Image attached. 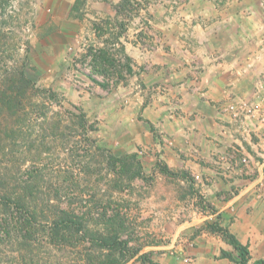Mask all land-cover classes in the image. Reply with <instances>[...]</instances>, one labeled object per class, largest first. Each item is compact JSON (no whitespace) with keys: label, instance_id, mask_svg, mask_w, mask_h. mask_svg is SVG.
<instances>
[{"label":"rangeland","instance_id":"374dc122","mask_svg":"<svg viewBox=\"0 0 264 264\" xmlns=\"http://www.w3.org/2000/svg\"><path fill=\"white\" fill-rule=\"evenodd\" d=\"M127 1L80 0L73 13L77 0H8L0 10V193L13 199L4 207L0 196V264H184L193 255L180 246L222 215L174 164L195 157L173 132L181 88L194 86L156 60L189 39L159 29V0ZM99 48L120 63L97 71ZM134 153L135 177L137 160L110 159Z\"/></svg>","mask_w":264,"mask_h":264},{"label":"crops","instance_id":"0c3cea01","mask_svg":"<svg viewBox=\"0 0 264 264\" xmlns=\"http://www.w3.org/2000/svg\"><path fill=\"white\" fill-rule=\"evenodd\" d=\"M173 2L159 0L164 23L158 28L189 43L177 41L172 53L158 49L156 61L173 65L178 85L194 86V93L181 88L185 113L173 115V132L187 137L186 145L177 139L181 152L195 153L188 160L176 158L174 164L189 167L215 200L221 225L248 245V264H254L264 260V92L258 90L264 76V0ZM220 101L226 103L222 109L217 107ZM241 101L248 102L249 110L228 108ZM215 150L224 155L214 157ZM195 243L185 244L186 250L180 246V252L193 255L192 264H237L221 257L227 250L238 258L221 234L204 232Z\"/></svg>","mask_w":264,"mask_h":264},{"label":"trees","instance_id":"16d2710c","mask_svg":"<svg viewBox=\"0 0 264 264\" xmlns=\"http://www.w3.org/2000/svg\"><path fill=\"white\" fill-rule=\"evenodd\" d=\"M7 2H8V0H0V10L6 6ZM78 2H80V0H77V2L72 6V12L73 13L75 10L79 9ZM126 2H128V1L126 0ZM0 33H1V28H0ZM121 50H122L123 54H125V47L124 46L121 48ZM111 56H112V54L107 49L99 48L97 50V54H95V57H94V61L97 64H100V67H97L96 70L99 72L105 73L110 69V67H114V66L116 67V63L117 62L120 63V60H117V59L115 60ZM125 59L127 60L126 65L128 67V71L130 73L133 72V66L131 64L132 58L129 55L125 54ZM21 75H22V79H23L22 81L27 80V77H26L24 72H22ZM3 102L6 104L5 100H3ZM129 157L133 158L134 160H137V164L139 167V170H138V172L137 171L135 172L134 177L141 175L142 165H141L140 160L137 159L138 156L136 153L126 154L125 156H118V157L115 155H112V154L110 155V159H112L111 161L114 163V166H116L118 163L122 167H124L126 165L127 158H129ZM158 165H159L160 170L163 173H165L167 175H173V176L177 175V173L174 172L173 170H171L166 163H158ZM2 190L3 189L0 188V192ZM0 196H1V199H2L1 201H2V204L4 205V207H8L9 206L8 203H10V201L13 200L11 198L12 194H9L8 192H4L3 194L0 193ZM14 199H15L14 203L17 204L18 207L20 205L23 206L20 202L21 200H20L19 195L16 194V196H14ZM25 205L26 204L24 203V206ZM34 213H36V212H34ZM62 218L64 219V217H61V219ZM217 218H218V220L216 222H213L212 224H210L211 231L221 234L223 239L225 241H227V243H229L238 253V258L235 259V257L233 256V254L230 251L222 250L221 251V257L235 260L237 262V264H248L250 261V250H249L248 245H245L242 242H240V240L237 238V236L234 233H232L228 227H224L221 225L220 221L222 219V216L218 215ZM63 219L60 220L59 222H61V221L63 222ZM115 240H117V239H115ZM120 244H122V243L120 242ZM143 259L146 262H149L150 264H160L159 262H156V261L148 258L147 256H143ZM119 264H121V263H119ZM254 264H264V260H258Z\"/></svg>","mask_w":264,"mask_h":264},{"label":"built area","instance_id":"2783aa9c","mask_svg":"<svg viewBox=\"0 0 264 264\" xmlns=\"http://www.w3.org/2000/svg\"><path fill=\"white\" fill-rule=\"evenodd\" d=\"M258 90L259 92H264V76L263 78L261 79V81L258 83ZM262 101H263V105H264V96L262 98ZM249 104L248 102H235L233 104H231L228 108L230 110H233V111H239V110H249ZM226 108V109H228ZM261 190H262V193H264V184L261 186ZM183 261L185 262V264H192L193 260L191 257H184Z\"/></svg>","mask_w":264,"mask_h":264}]
</instances>
